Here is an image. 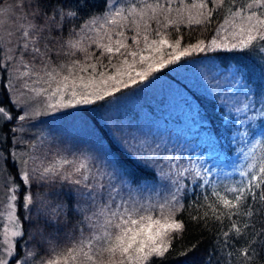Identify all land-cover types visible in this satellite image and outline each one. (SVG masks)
<instances>
[{
	"label": "snow or ice",
	"instance_id": "1",
	"mask_svg": "<svg viewBox=\"0 0 264 264\" xmlns=\"http://www.w3.org/2000/svg\"><path fill=\"white\" fill-rule=\"evenodd\" d=\"M98 3L99 14L90 12L82 24L88 0H20L11 9L0 7V18L13 20L11 27L3 25L7 35L0 34V144L7 146V151L0 147V209H6L0 210V264H164L173 241L187 230L181 214L194 189L204 194L194 202L191 222L201 231L209 223L220 226L200 264H212L213 255L219 257L216 264H264L259 259L264 230L256 231L253 220L264 211L259 140L250 141L246 163L236 169L238 179L218 184L200 154L191 158L196 148H186L187 141L177 146L150 139L118 113L108 114L130 94L125 90L144 91L163 69L177 66L171 70L179 72L190 63L181 64L184 58L216 53L197 61L207 66L197 78L213 96L225 130L264 117V93L254 92L241 65L217 63L225 53L264 67V0ZM225 8L223 22L207 42L170 38V28L180 33L185 13L191 30L210 27L216 10ZM12 12H22L18 24ZM62 34L68 38L59 48L41 45L42 39ZM61 55L69 59L57 63L54 58ZM184 102L194 108L186 97ZM65 109L104 112L99 126L107 142L97 139L69 158L53 152L43 134L28 140L18 135H26V122ZM205 123L210 122L201 119L200 127ZM204 132L214 146L215 133ZM237 135L245 133H233L229 146ZM117 153L149 171L153 184L134 180ZM70 225L63 241L57 239L55 233ZM198 247L199 242L184 255Z\"/></svg>",
	"mask_w": 264,
	"mask_h": 264
},
{
	"label": "trees",
	"instance_id": "2",
	"mask_svg": "<svg viewBox=\"0 0 264 264\" xmlns=\"http://www.w3.org/2000/svg\"><path fill=\"white\" fill-rule=\"evenodd\" d=\"M112 0H108V3L110 4ZM20 0H4V3L13 5L14 7L18 5ZM55 2V0H53ZM243 3L244 0H241ZM212 7V5H209ZM99 7L98 0H88L87 6L81 9V16L82 19H80L79 23H85L89 19V13L93 12L96 14H99L97 12V8ZM227 9H217L214 13L213 17V23L210 25V27H202V26H193L190 30L186 26V15H185V23L181 25L180 33H177L174 28H170L168 31L171 33L172 39H175L177 35H182L184 37L185 43H195L199 39H204L206 42L210 40L216 33V29L220 23L223 22V19L225 18ZM176 14L173 13V16ZM22 16V12L20 13V17ZM131 35V33H129ZM68 37L64 36L63 34L60 36L52 37L48 36L45 39L41 40L42 46H50L55 48L60 47V41L62 39H67ZM49 41H52L53 43L49 45ZM128 43H131L129 40ZM217 55L216 53H198L194 54L191 57L184 58L180 63L185 64L186 61L190 62L187 63L185 68H182L179 72L172 71L171 68L177 67V66H170L169 68L163 69L160 73H157L156 75L159 76L161 83H168V84H175L172 86H175L176 89L179 90L182 95L176 96L177 102H179L181 99L185 100V97L191 101L192 105L194 106L193 109H190L189 107L186 108L187 112H189V116L186 118L185 123H187L189 120V123L185 125V130H189L190 124L193 121L195 123L198 122L199 125L197 126V129H193L195 131V135L193 136L194 139H203L204 136H206V133L204 132V128H210V130L215 133V135L212 137L213 143L207 144V141L203 142L204 147H212L215 149L217 153L221 152V155H225L226 157H230V153L234 146L231 144L229 146V140H230V134L228 131L225 130L223 125H221V114L220 109L217 107L213 96L205 91V88L199 87V86H193L186 82L185 78H188L186 73L189 72V74H192L195 79H198V75L201 71L206 70V65L203 63H198L197 61H201L205 59L207 56ZM220 58L217 60V63L227 66L228 63L231 60V63H239L243 65V69L245 74L248 76L249 81L251 80L250 73L253 71L251 69H254L259 71H263V68L261 65L251 58H245L240 57L237 55L234 59L232 55H226V54H219ZM57 63L66 61L69 59L68 57H64L61 55L59 58H54ZM166 79V80H165ZM252 81V80H251ZM255 82V90L257 92L264 93V87L263 90L260 87L259 80ZM264 82H262L263 84ZM201 90H200V89ZM126 92H129L131 94L132 90L128 89L125 90ZM136 93V92H135ZM119 95V94H118ZM147 100V99H146ZM145 100V101H146ZM164 98L161 96L158 98L159 102V108L163 107L167 104L168 106L171 104L170 102H164ZM144 101V108L146 113L149 115V125L150 127L153 125V122L159 121L161 117V111L158 110L157 103L156 105H152L150 102ZM80 111V109H79ZM198 113V114H197ZM81 117L80 120L82 123L86 124L87 126H90L92 130H94V143L97 139H101L105 142L108 140L107 132L100 128V124L103 123L102 116L105 115L104 112H90V113H82L80 111ZM176 111H174L173 114H171L174 118L176 116ZM155 116V117H154ZM93 117H95V120H93ZM154 117L152 120L150 118ZM165 120V118H163ZM201 119L205 122L203 127H200L201 125ZM143 120H137L135 121V126L137 128L140 127V122ZM262 126V125H261ZM260 126V127H261ZM199 129V131H198ZM0 147L3 148L4 151H7V146L0 144ZM237 153L236 151L234 154ZM122 161V163L127 168L128 172L132 174L133 179L137 182H146L149 185L153 184L154 178L152 174L147 171L146 169H141L138 167L135 163H133L129 158L124 157L122 154L117 153ZM235 162V161H234ZM233 162V163H234ZM231 163V161H230ZM211 179V178H210ZM203 190L201 189H194L192 191H189L187 194V197L185 198V210L182 212L181 216L183 220L185 221L187 225V230L183 234L182 239L174 240L172 245V250L168 254V259L164 262V264H200L202 260L206 258L209 252L212 251V237L213 234H216L219 229V225L211 224L209 223L208 228L201 231V228L199 226L194 225L191 222L190 216L194 214V202L195 200L199 199L201 195H203ZM190 205H193V207H189ZM253 220L256 224V231L264 230V211H261L260 215L258 217H253ZM240 222L239 220L237 221ZM228 226V222L225 221V227ZM242 227V224H241ZM64 232H71V225L68 228H62L59 232L55 233V236L57 239L64 237ZM63 236V237H62ZM254 239V237H253ZM199 242V247L196 249L195 252L190 253V255L185 256L184 252L187 251L192 245L197 244ZM216 243H219V240L216 241ZM243 245V238L237 242L236 247L239 248ZM212 264H216V261L219 259V257L213 255L212 256ZM260 261L264 262V250H261L260 255ZM259 264V262H258Z\"/></svg>",
	"mask_w": 264,
	"mask_h": 264
},
{
	"label": "rangeland",
	"instance_id": "3",
	"mask_svg": "<svg viewBox=\"0 0 264 264\" xmlns=\"http://www.w3.org/2000/svg\"><path fill=\"white\" fill-rule=\"evenodd\" d=\"M131 2L132 0H120L121 6ZM111 3H113V0L110 4ZM0 7L11 9L14 6L3 3ZM11 15L15 17V22L18 24L21 18L20 15H17L15 12H12ZM185 15L187 16V13H185ZM5 24L11 27L13 25V20L8 17L0 18V34L6 36L7 32L3 28ZM230 63L231 60L228 64ZM240 65L243 69V65ZM262 68L263 71H257L255 68L251 69L253 70L250 73L252 81L250 80L249 82L254 92H257V90H255L254 80L256 82L259 80L260 87L263 90L264 67ZM186 75L188 78H185V80L188 84L202 87L199 80L195 79L192 74L188 72ZM172 85L175 84L172 83ZM172 85L166 82L163 84L160 82V79H158L152 87L146 88L144 91H136L134 94L131 92V94L121 100L108 114L113 115L118 113L126 123L130 124L133 131L139 134H146L150 139L165 138L170 143H176L177 146L187 141L185 145L186 148H196L195 153H189L191 158L195 160L197 159V154H200L199 159L204 161L206 166L213 170V174L209 178L218 184L221 182L230 183L238 179L236 169L238 166H243L246 163L244 154L251 147L250 141L259 140L261 142L255 150L257 156H259L261 152H264V117H257L255 121L243 126H232V132H229L230 139H232L233 133L235 132H243L245 135H237L235 137L234 141L231 143L234 146L230 153L231 156L226 157L225 155H221V152L217 153L212 147H204L203 142L207 141L205 136L203 139H194L193 136L195 135V131H193V129H197L199 125L198 122L200 121H196L195 123L192 121L189 130H185V125L189 123V120L185 123L186 118L189 116V112L186 110L188 106L183 99L177 102L176 96L179 90ZM161 96L164 98V102H170L171 104L169 106L166 104L164 108L161 107L163 110L161 111L162 118H160L158 122H153V125L150 127L149 115L145 111L144 101L147 99L145 102L148 101L152 103V105H156L157 103L158 107V98ZM161 108L158 107V110L160 111ZM174 111L177 113L175 118L171 115ZM248 115H254V113H249ZM80 117L81 114L79 109L61 110L52 115L41 116L36 121L26 122L24 129L26 135L19 133L18 135H21L22 139L28 140L33 136L43 134L48 137L53 152H59L61 155H68L69 158H71V154L78 155L81 150L89 148L94 144V130H92L90 126L82 123ZM154 117L150 118V120ZM142 118L143 120L139 124L141 128H137V126L134 125L135 121ZM163 118H165V120ZM239 119H246V117L240 115ZM221 125H223L222 122ZM207 144H209L208 141ZM235 151L237 153L234 154ZM185 162H187V158ZM0 210L6 211V209ZM63 234L65 235V232ZM63 238H60V240L63 241Z\"/></svg>",
	"mask_w": 264,
	"mask_h": 264
}]
</instances>
